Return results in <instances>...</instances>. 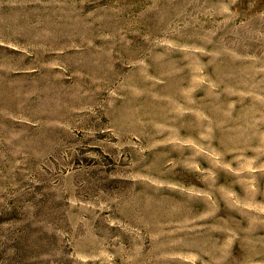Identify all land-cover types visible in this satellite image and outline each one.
Here are the masks:
<instances>
[{
    "label": "rangeland",
    "instance_id": "obj_1",
    "mask_svg": "<svg viewBox=\"0 0 264 264\" xmlns=\"http://www.w3.org/2000/svg\"><path fill=\"white\" fill-rule=\"evenodd\" d=\"M0 264H264V0H0Z\"/></svg>",
    "mask_w": 264,
    "mask_h": 264
}]
</instances>
